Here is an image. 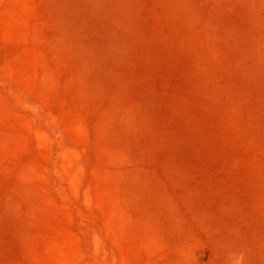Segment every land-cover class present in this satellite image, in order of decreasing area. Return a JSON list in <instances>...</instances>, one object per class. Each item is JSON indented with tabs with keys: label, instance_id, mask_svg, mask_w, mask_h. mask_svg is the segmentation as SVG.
Instances as JSON below:
<instances>
[{
	"label": "rangeland",
	"instance_id": "374dc122",
	"mask_svg": "<svg viewBox=\"0 0 264 264\" xmlns=\"http://www.w3.org/2000/svg\"><path fill=\"white\" fill-rule=\"evenodd\" d=\"M0 264H264V0H0Z\"/></svg>",
	"mask_w": 264,
	"mask_h": 264
}]
</instances>
